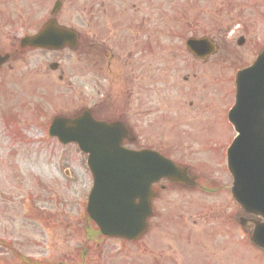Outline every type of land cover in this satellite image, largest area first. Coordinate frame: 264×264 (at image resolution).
Returning <instances> with one entry per match:
<instances>
[{"label":"flooded vegetation","instance_id":"af4514ba","mask_svg":"<svg viewBox=\"0 0 264 264\" xmlns=\"http://www.w3.org/2000/svg\"><path fill=\"white\" fill-rule=\"evenodd\" d=\"M157 5V0H0V135L13 134L14 138L22 141V132H32L39 126L36 95L38 76L36 62L30 60L31 54L41 49L23 46L22 40L36 35L54 19L59 27L80 32L79 48L83 43H90L95 49L94 56L77 58L81 77L93 84L95 93L82 102L75 116L88 110L96 120L124 123L130 133V137L124 141L129 149L137 152L156 149L176 164L187 168V174L192 179L189 184L168 179L153 182V213L148 216L144 233L130 240L105 234L95 218L89 219L87 213L80 210L79 195L72 184L76 178L64 184L63 193H54L53 197L62 201L58 222H49L47 191L42 180L38 179L42 187L38 193L29 192L21 199L0 178V264L6 261L14 264H124V261L130 262L127 258L133 257L135 253L138 259L150 262L149 257L157 252L149 248L155 242L150 246L146 237L159 228L158 224L162 223L161 212L196 209L193 207L196 204L182 206L184 199L189 198L190 191H198L205 196L222 194L232 198L234 177L229 170L227 150L240 134L236 126L245 129L246 138L254 142L250 144L251 147L257 148L264 137V108L254 106L258 96L246 98L241 115H230L237 98V70L251 63L263 49L264 43L259 45L257 42L244 41L243 47H239L238 42L222 43L215 45L216 50L208 58L200 60L192 55L191 72L184 78L192 81L189 89L192 100L183 103L185 108L177 105L184 108L181 116L176 118L181 127L169 129L171 137L142 143L141 137L148 135L149 129L142 133L138 130V123L151 117V103L150 100L145 101L139 103L144 104L141 106L134 101L133 84L139 81L141 74L144 76V70L142 67H125L127 58L124 53L160 48L147 45L144 39V23L155 20L157 11L152 12ZM81 9L91 12L89 17L93 20L87 36H81L84 31L76 28L79 23L78 11ZM64 49L51 51L62 52ZM244 49L249 54L246 51L242 55L239 53V50ZM54 60L57 64L55 70H61L60 79L63 80L66 72L61 67L62 61ZM42 67L44 71H50L51 63H41L39 69ZM99 72H102L99 76H103L110 84L106 102L97 99V94L104 90V86L96 80ZM202 78L205 81L199 83ZM39 79H43V76H39ZM249 84L248 81L243 83L244 87ZM111 91L115 94L111 95ZM29 97L31 111L28 106ZM26 114V119H32L25 123L21 115ZM188 140L194 143L196 150L187 145L185 141ZM160 142H163L162 146ZM195 160L208 164L205 173L190 168V162ZM87 174L89 185L86 197L94 183L90 170H87ZM36 199L40 207L35 210L32 201ZM168 201L170 205L176 201V207H166ZM232 204L212 205V216L221 219L223 226L234 227L241 238V205L234 200ZM205 207H201L204 208V214L210 211L209 207ZM139 216L142 219L145 213ZM97 219L112 220V217ZM171 220L179 229L183 217L179 213L178 218ZM198 244L200 246L197 250L200 253L195 254V257L204 258L207 253L206 243ZM157 245L158 242L154 246ZM178 251L177 260L181 261V251ZM6 253L10 255L4 257Z\"/></svg>","mask_w":264,"mask_h":264},{"label":"rangeland","instance_id":"374dc122","mask_svg":"<svg viewBox=\"0 0 264 264\" xmlns=\"http://www.w3.org/2000/svg\"><path fill=\"white\" fill-rule=\"evenodd\" d=\"M157 3L156 10L152 12L153 14L157 11L155 20L144 23V33L146 32L144 39L151 38V41L157 39L156 46L160 48L124 53L127 58L125 67L132 66L134 69L142 67L144 70V76L141 74L142 78L140 76L139 81L133 84L134 101L139 104L150 100L151 103V117L138 123V130L142 133L149 129L148 135H142V143L171 137L168 130L181 127L176 118L181 116L182 109L185 108L183 103L192 100L189 91L192 81L184 79L192 69V57L189 56L185 45L190 36L208 35L218 40L221 38L223 43H236L241 35H245L246 41L257 42L259 45L264 43V0H157ZM178 11L182 16L176 17ZM90 13L83 9L78 11V28L83 29L85 35H88L93 21L89 17ZM153 44L150 43L151 46ZM244 51L246 49L239 50V53L242 55ZM83 56H93L91 48L83 45L78 51L66 49L60 58L58 53L35 50L30 61L36 62L37 76H43V79L40 80L38 77L36 81L39 126L32 132H22V141L14 138L13 134L0 135V178L7 182L11 191L16 192L21 199L29 192L32 194L37 192L34 183L38 180L35 178L45 182L50 201V222L54 211L61 207L58 203L55 205L51 198L57 191L59 193L65 191L62 187L68 181L64 175V170L67 169H72L76 176V181L72 184L79 195L80 210L85 212L89 185L86 157L78 146L72 144L63 146L56 138L48 135V124L54 115L75 113L82 102L95 93L93 84L78 73L77 58ZM54 58L63 61L67 72L66 78L61 82L58 80L59 73L45 72L43 67L39 69L41 63L45 65ZM100 73L102 72L96 74V80L104 86V90L97 94V99L106 102L110 84L99 76ZM46 75L49 76L46 78ZM110 94L114 95L115 92L111 91ZM30 103L29 97V111ZM26 117L27 114L21 115V120L25 123L32 119ZM185 142L196 150L192 141ZM190 163L194 170L204 166L198 160ZM18 172L26 175L24 182L17 177ZM20 184L21 187L18 188ZM189 195V198L184 199L182 206L196 204L193 206L196 209L161 212L164 223L158 224L159 228H155L156 230L146 237L150 246L153 242L154 245L158 242L157 246L152 245L149 248L157 252L156 255L163 257L161 260L163 264H264V251L251 245L249 228H245L243 237L240 238L234 227L223 226L221 219L212 216V205H233L232 198L229 199L222 194L205 196L198 191H190ZM32 202L34 209L39 207L38 202L35 200ZM169 203L170 201L165 206L176 207V201L171 205ZM18 204L16 205L19 207ZM203 205L205 208L209 207L210 211L206 214L203 213L204 208H201ZM179 213L183 217L182 225L188 228L182 225L178 227L179 229L175 227L171 218H178ZM199 242L206 243L207 253L204 258L195 257V254L200 253L197 250ZM217 246L221 250L219 257L213 252ZM178 250L181 251V261L177 260ZM9 255L6 254L4 257ZM185 256L186 261L182 262ZM137 257L138 254L135 253L133 257L127 259L131 264L147 262ZM5 264L14 263L6 261Z\"/></svg>","mask_w":264,"mask_h":264},{"label":"water","instance_id":"95a60500","mask_svg":"<svg viewBox=\"0 0 264 264\" xmlns=\"http://www.w3.org/2000/svg\"><path fill=\"white\" fill-rule=\"evenodd\" d=\"M60 30L47 27L38 36L29 38L28 43L49 47L58 43L56 36ZM208 39H190L189 48L199 57L210 53L211 45ZM254 72L259 75L264 73V51L254 65L240 71ZM246 77V76H245ZM245 77H239L244 80ZM264 88V85H263ZM243 87H238L237 96L241 98ZM241 112L239 102L236 105ZM259 106L264 108V102ZM238 112V111H237ZM50 135L59 138L63 144L77 142L84 153L88 154V165L92 167L95 178L94 191L89 197L87 210L93 218L122 216L112 221L102 220L100 224L106 232H114L121 236L132 237L139 235L144 230V224H139L138 218L130 215L148 213L150 209L149 188L144 189L141 204L137 205L134 195H126L136 186L145 188V179H161L163 176L171 177L174 165L164 156L155 151H142L136 153L123 147V138L126 132L118 129L116 124H105L77 118L57 117L50 129ZM237 152L229 155L228 161L231 171L235 175L233 193L236 201L242 205L243 211L260 218L251 219L254 224L251 242L262 250L264 249V152L259 154L235 156ZM151 159L152 166L149 163ZM137 160V162H136ZM99 209L100 212H97ZM146 211V212H145ZM245 225L249 221L242 218ZM248 221V222H247Z\"/></svg>","mask_w":264,"mask_h":264}]
</instances>
